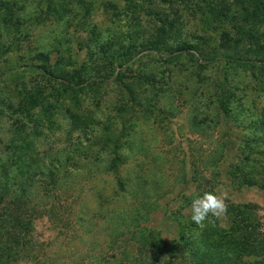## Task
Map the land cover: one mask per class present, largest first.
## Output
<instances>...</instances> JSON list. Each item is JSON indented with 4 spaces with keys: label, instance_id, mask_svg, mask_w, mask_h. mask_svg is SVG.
<instances>
[{
    "label": "rangeland",
    "instance_id": "1",
    "mask_svg": "<svg viewBox=\"0 0 264 264\" xmlns=\"http://www.w3.org/2000/svg\"><path fill=\"white\" fill-rule=\"evenodd\" d=\"M13 1L19 31L10 24L5 35L0 28L6 42L0 45V138L6 143L11 137L6 101L37 92L42 104L61 108L53 111L51 126L39 120L31 139L34 159L64 162L68 155L83 167L63 175L34 214L27 247L15 264H113L114 256L128 261L136 256L128 231L142 226L164 241L175 240L177 226L191 219V200L204 192H225L226 203L264 206V192L239 185L232 175V166L243 165L245 139L251 149H264V73L257 66L254 77L249 65L228 68L229 85L222 89H228L230 111L223 114L214 79L224 64L171 52L176 41L196 43L191 37L206 36L191 9L176 0H69L58 16L45 1ZM194 4L189 6L197 10ZM163 16L176 28L167 48L142 50ZM217 36L211 35L214 43ZM38 53L69 83L85 81L76 92L81 116L88 115L85 129L67 136L63 109L73 104L68 96L60 101L58 82L35 69L43 65ZM105 140L109 145L100 151ZM113 146L120 158L115 174L106 170Z\"/></svg>",
    "mask_w": 264,
    "mask_h": 264
},
{
    "label": "trees",
    "instance_id": "2",
    "mask_svg": "<svg viewBox=\"0 0 264 264\" xmlns=\"http://www.w3.org/2000/svg\"><path fill=\"white\" fill-rule=\"evenodd\" d=\"M42 1H45L49 11L57 15L69 4V0ZM176 1L196 14L199 26L206 36L191 37L196 43L188 40L176 41L171 52H185L195 55L196 59L201 61H218L224 64L220 71L221 77L214 79V84L218 88V93L223 94L222 112L226 115L230 111L226 107L228 101L224 100L228 89L224 92L222 88L223 85H229L227 69L249 65L250 77H254L255 66L258 67L256 71L258 74L264 73V0H195L197 10L190 8L189 3L192 0ZM198 2H201L200 6ZM54 3L58 8L51 9L49 4ZM19 11L13 0H0V28L7 31L5 35L10 33L6 29L10 24L19 31L17 28ZM157 22L153 35L149 36L142 46L144 51L153 50L158 53L166 49V41L172 38L171 31L173 30L172 34H175L174 20H168L163 16ZM212 33L218 35L216 43L211 39ZM1 37L0 33V39ZM4 42L0 40V45H5ZM10 44L9 41L6 48ZM216 46L218 51L214 50ZM8 51L10 52V49ZM8 51L5 49L4 52ZM205 51L209 53V57H205L206 53L204 56ZM36 58L43 65L36 68L31 66L38 69L42 75L58 82L62 92L60 101L68 96L73 104L71 109L63 107L66 114L64 117L67 136L77 128L85 129L87 124L83 120L88 119V115L85 119L81 116L84 110L81 109L76 94L81 90L80 85H85V81L71 84L69 79L56 75L52 68L48 69L45 55L38 53ZM13 100L14 102L6 101L4 104L6 113L3 115L10 121L11 137L6 143L0 138V264L17 262L27 247L26 240L29 238L34 214L39 208L44 207L45 199L53 196L63 175L78 172L83 168L79 166L78 161L70 162L68 155L64 162L53 159L49 163L39 164L38 159H34V141L31 139L37 137L35 130L39 120L42 118L43 122L51 126L53 111L55 108L58 110L60 106L42 104L37 92L24 91L20 95L18 93ZM55 101L60 103L58 100ZM87 114H92V111ZM259 123L262 132L259 139L264 141V122ZM27 124H31V127ZM106 140L100 151L109 145L110 141ZM248 142V139H245L244 147L240 150L239 160L243 165L232 166L233 180L244 187H255L264 192V157L251 158L254 153L264 156V149L255 151L249 147ZM110 155L106 170L115 174L117 166L120 165V158L114 146L110 150ZM87 165V168L92 167L91 164ZM116 183L119 190H122L121 183L118 180ZM227 204L228 212L223 216L225 224H220L217 218H210L203 226H198L190 219L177 226L176 239L173 241H164L152 229L134 227L128 234L133 239L132 253L136 255L135 258L120 261L114 256L113 264H243L249 262L248 258L254 259L250 264H264V206L252 203ZM121 252L127 254L125 248L121 249ZM124 259L126 258H122Z\"/></svg>",
    "mask_w": 264,
    "mask_h": 264
},
{
    "label": "clouds",
    "instance_id": "3",
    "mask_svg": "<svg viewBox=\"0 0 264 264\" xmlns=\"http://www.w3.org/2000/svg\"><path fill=\"white\" fill-rule=\"evenodd\" d=\"M225 192H204L197 194L190 204L191 220L198 226H203L210 218H221L227 215L228 204Z\"/></svg>",
    "mask_w": 264,
    "mask_h": 264
}]
</instances>
